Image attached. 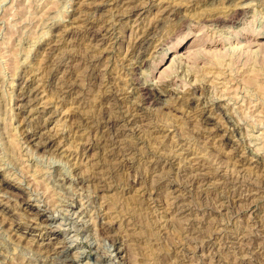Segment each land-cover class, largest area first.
Returning <instances> with one entry per match:
<instances>
[{
	"label": "rangeland",
	"instance_id": "obj_1",
	"mask_svg": "<svg viewBox=\"0 0 264 264\" xmlns=\"http://www.w3.org/2000/svg\"><path fill=\"white\" fill-rule=\"evenodd\" d=\"M133 2L137 8L160 2L189 18L181 32L169 36L177 18L158 16V28L151 34L160 38L161 33L166 39L155 42L138 71L141 82L161 81L166 90L159 83L154 87L172 96L165 98L166 104L147 106L137 116L141 122L110 143L98 142L93 134L94 142L83 137L101 122L91 114L103 89H96L80 67L81 59L95 47L102 51V60L93 74L120 77V42L128 40L136 17L123 15L121 22L112 21L120 17L119 8L108 0H0V264H51L48 257L55 254L49 251L48 256L43 247L56 246L66 248L73 264H264V0H240L245 13L226 24L195 18L203 10L223 7L222 0ZM98 4L90 15L87 10ZM89 15L108 17L110 27L103 39L90 42L81 34H70ZM141 19L144 24L155 21L150 12ZM72 81L78 84L77 93L69 95L66 86ZM188 84L197 88L195 101L191 110L179 109L173 96ZM214 104L220 105L224 119L213 109L206 115L217 117L216 122L205 126L191 121L196 112ZM84 119L87 127L74 131L73 124ZM161 124L166 127L160 132ZM220 125L232 129L233 137L222 138V132L217 133ZM26 130L44 135L41 141L53 138L54 143L37 146L26 140ZM200 156L204 172H188L191 160ZM242 158H247L244 165ZM198 172H207L210 180L187 182L189 174ZM238 177L239 183H232ZM38 209L48 222L43 230L29 232L25 216L39 222L27 213Z\"/></svg>",
	"mask_w": 264,
	"mask_h": 264
},
{
	"label": "bare ground",
	"instance_id": "obj_2",
	"mask_svg": "<svg viewBox=\"0 0 264 264\" xmlns=\"http://www.w3.org/2000/svg\"><path fill=\"white\" fill-rule=\"evenodd\" d=\"M83 1V0H82ZM102 1V0H101ZM111 5H113L114 7H116L115 9H117V7L119 8V10L117 11L119 16L120 17H114V19L112 21H120L121 22V19L123 17V15H125V18L126 19H130L131 17H136L135 21H137V23H135L132 27H131V30H130V34H129V37H128V40L125 41V40H121V44H122V48L120 47L121 50H119V54L121 53V59L119 60L120 63H119V69L121 70V75L120 77L116 78L114 76H110V75H106L105 72H101L99 71L98 72H95L97 74H93V69L94 67L100 63V61L102 60V55H101V52L98 51L95 47H92L90 49L89 52L86 53V55H81L82 56V59H81V64H80V67H83V70H84V67H85V72L88 73L89 76V79L93 81V83H95L94 85L97 87H95L96 89H98V87L100 89H103L102 90V94L101 96H98L99 99L94 102L93 105V111L94 113L91 114L92 115H95L97 114L99 116V118H101V122L98 126H90V128L92 129L91 131H88L86 132V135H85V131L83 132V137L87 140H92L94 142V138L91 136L92 134L95 135L94 137L98 140V142L100 141V139L102 140H105V142H117L119 141L118 140V137L121 135L123 136L122 134H124L127 130H130L131 127L133 125H135V123L139 122L140 119L137 118V116L139 114L142 113V111L147 107V106H151V105H157V104H166V97H170L172 96L170 94V92L168 93V91H163L164 88V85L163 83L161 82H158V83H155L157 84L160 88L163 87V89H161L163 92H160L156 87H154L155 84L151 85L147 82H141L140 81V78L138 76V71L139 69L145 65V62H146V56L148 54V52L151 50V48H153L156 43L158 41V44L161 43L162 44V40L165 41L166 38L163 37V34L160 33V38H156L155 34H151L153 30H155L156 28H158V16L159 15H163V16H167L169 14H174V17H176V21L174 23V26H172V28L170 29V33H169V36L171 34H175L176 33H179V31L181 32V30L185 27V24L187 23L186 20L189 18H186L184 17L185 15H179V11H177V9L175 8H171V7H167V6H164L162 4H160V2L156 3V4H153V5H148V6H145V5H139V7L137 8L135 5V3L137 2H133L134 5H132V1H135V0H108ZM240 0H222V3L224 6L221 7V8H217V9H206L205 11L203 10V12H198L195 16V18H197L196 20L197 21H202V22H205V23H210V24H226V23H231V22H235L236 19H238V17L242 14L245 13V8L240 5L239 3ZM80 2V1H79ZM87 3V2H86ZM79 4V3H78ZM85 4V3H84ZM144 4V3H143ZM164 4V3H163ZM88 5V4H87ZM90 5V3H89ZM94 5V4H93ZM100 4L96 5V6H93L90 10H87V11H90V15L94 12L97 11L98 7H99ZM147 5V3H146ZM138 6V5H137ZM169 6V5H168ZM214 6V5H213ZM81 7V6H80ZM84 8H90L88 6L85 5ZM83 9V8H82ZM114 9V8H113ZM77 9L72 8V11L73 12H76ZM81 10V9H79ZM200 10V11H202ZM85 11V14H89V12ZM111 12V11H110ZM147 12H150L151 14H153V19H155L154 22H152V24H144L143 23V19H141L143 16H145V13ZM195 11L193 10V13ZM83 13V12H81ZM196 13V12H195ZM194 13V15H195ZM114 14H116V12H114ZM190 14V13H189ZM72 15V14H71ZM77 15V14H76ZM87 16L85 17L83 20H82V23L78 26L80 28H77V29H71L70 30V34H75V33H78V34H81L84 38L85 41H90L92 42V40H99V39H103V36L107 33L109 27H110V23H108V20L106 19H100L99 18H91V16ZM109 15V14H108ZM143 15V16H142ZM150 15V14H149ZM193 15V14H191ZM15 16V15H14ZM68 16V15H67ZM73 16V15H72ZM82 16V15H81ZM115 16V15H114ZM46 17V16H45ZM52 17V16H51ZM112 17V16H111ZM74 18V17H73ZM147 18V17H146ZM54 19V18H53ZM110 20V19H109ZM123 20V19H122ZM164 20V18H163ZM175 20V19H174ZM134 21V22H135ZM169 21V20H168ZM173 21V20H171ZM188 21V20H187ZM79 22V21H78ZM128 22V21H127ZM126 22V23H127ZM156 22V23H155ZM160 22V21H159ZM162 22V21H161ZM174 22V21H173ZM115 23V22H114ZM147 23V22H146ZM125 24V23H124ZM163 24V23H162ZM55 25V24H54ZM173 25V24H172ZM56 26V25H55ZM161 26V25H160ZM218 26V25H217ZM47 27V26H46ZM54 27V26H53ZM75 27V26H74ZM72 28V27H71ZM170 28V27H169ZM49 32V31H48ZM162 32V31H161ZM75 36V35H74ZM128 36V35H127ZM81 37V36H80ZM54 38V37H53ZM82 38V37H81ZM51 40V39H50ZM83 40V39H82ZM53 41V40H52ZM103 41V40H102ZM46 44L50 42H47L45 41ZM95 42V41H94ZM170 42V41H169ZM93 44V43H92ZM105 44V43H104ZM44 45V44H43ZM95 45V44H94ZM48 46V45H47ZM120 46V45H119ZM46 48V46H44ZM110 47V46H109ZM44 48V49H45ZM41 49V48H40ZM47 49H49L48 51L51 52L50 50H52V47L51 46H48ZM98 52H97V51ZM45 51V50H44ZM41 52V51H40ZM43 52V51H42ZM47 52V51H46ZM86 52V51H85ZM84 53V52H83ZM42 54V53H41ZM47 55V53H46ZM41 56V55H40ZM104 56V55H103ZM61 57V56H60ZM76 57V56H75ZM219 57V56H218ZM119 59V58H118ZM68 60V59H67ZM75 62V60H73ZM104 61V60H103ZM186 61V60H185ZM49 62V61H48ZM51 63V61H50ZM73 63V62H72ZM104 64V62H102ZM112 63V62H111ZM22 64V63H21ZM106 64V63H105ZM104 64V65H105ZM113 64V63H112ZM180 64V62L178 63ZM177 64V65H178ZM38 65V64H37ZM42 65V64H41ZM75 65V64H74ZM102 65V64H101ZM108 65V64H107ZM114 65V64H113ZM106 67V66H105ZM72 68V67H71ZM89 68V71H87V69ZM97 68V67H96ZM102 68V67H101ZM112 68V67H111ZM211 68V67H210ZM66 69V68H65ZM69 69V68H68ZM73 69H76V67H73ZM116 69V68H115ZM71 70V69H70ZM142 70V69H141ZM179 70V69H178ZM212 70V69H211ZM78 71V70H77ZM104 71V70H103ZM107 71V70H105ZM109 71V69H108ZM186 71V70H185ZM66 72V71H65ZM80 72H81V68H80ZM119 72V70H118ZM117 72V73H118ZM173 72V71H172ZM211 72V71H210ZM219 72V71H218ZM225 72V71H224ZM69 73V72H68ZM77 73V72H76ZM82 73V72H81ZM75 74V72H74ZM73 74V75H74ZM85 74V73H84ZM83 74V75H84ZM113 74V73H111ZM222 74V73H221ZM59 75V74H58ZM79 75V74H78ZM185 75V74H184ZM188 75V74H186ZM218 75V74H217ZM216 75V76H217ZM37 76V75H36ZM75 76V75H74ZM77 76V75H76ZM182 76V75H181ZM229 76V75H228ZM32 77V76H31ZM87 77V76H86ZM28 78V77H27ZM196 78V77H195ZM230 78V77H229ZM186 79V78H184ZM203 79V78H202ZM74 80V78H73ZM78 80V79H77ZM88 80V78H87ZM89 80V82L91 83L90 85H93V83ZM195 80V79H194ZM31 81V79H30ZM85 81V80H84ZM212 82V81H211ZM210 82V83H211ZM29 82L26 80L23 82V85L24 87L26 88L29 84ZM226 83V82H224ZM223 83V84H224ZM22 84V83H21ZM169 84V83H168ZM88 85V84H86ZM189 85V84H188ZM84 86V85H83ZM22 87V86H21ZM67 92L69 95H71L72 93H74L75 89L78 88V84L75 82V81H72L70 82L67 86ZM81 87V86H80ZM90 88V86H89ZM91 88H93L91 86ZM159 88V89H160ZM27 90L25 92H23V97H24V101H26L25 104H27L29 101V99H27V97L29 96L28 93V89L29 88H26ZM32 88H30L31 90ZM65 89V88H64ZM94 89V90H96ZM200 89V88H199ZM228 89V88H227ZM34 90V89H32ZM86 90V89H84ZM82 92V94H84V91ZM88 90V89H87ZM93 90V89H92ZM166 90V89H165ZM197 88L194 87L193 85H189V87H187L185 90L183 91H180L179 93H177L176 95L173 96L174 98V104L175 106L177 105V108L181 109L183 107H186L189 108V106L195 101L193 100L194 97L192 96V94H194L196 92ZM23 91V89L21 90ZM20 91V92H21ZM100 91V90H99ZM98 91V92H99ZM81 92V90H80ZM89 92V91H88ZM87 92V93H88ZM96 92V91H95ZM205 92V91H204ZM221 92V90H220ZM33 93V92H32ZM77 93V92H75ZM74 93V94H75ZM39 94V93H38ZM93 94V93H92ZM21 95V96H22ZM97 95V94H96ZM201 95V94H200ZM225 95V94H224ZM34 96H35V93H34ZM73 96V95H72ZM77 96V95H76ZM94 96V94H93ZM36 97V96H35ZM35 97H33V101L35 99ZM82 97V95H81ZM80 97V98H81ZM32 98V97H31ZM220 98V97H219ZM78 99V98H77ZM76 99V100H77ZM31 100V99H30ZM73 100V99H72ZM257 100V99H256ZM23 101V102H24ZM73 102V101H72ZM78 102V101H77ZM106 102V103H105ZM20 103V102H19ZM31 103V102H30ZM261 103V102H260ZM21 104V103H20ZM211 104V103H210ZM72 105V104H71ZM197 105V104H196ZM20 106V105H18ZM23 106V104L21 105ZM26 106V105H25ZM28 106V105H27ZM159 106V105H158ZM174 106V107H175ZM193 106V105H192ZM220 105L218 104H214L212 108H203L202 110H200V112L198 111V113L196 112V115H192V119L191 121H196L198 124L199 123H202V124H207L209 123L210 121H215L216 122V119L217 117L215 118L214 116H208L206 115V112L210 113L211 110L213 109H216L217 110V114H219V116L223 115L222 113V110L221 108L219 107ZM261 106V105H259ZM30 107V106H29ZM33 107V106H32ZM90 107V106H89ZM172 107V106H171ZM19 108V107H18ZM22 108V107H20ZM252 108V107H251ZM64 109V108H63ZM170 109V108H169ZM174 109V108H173ZM190 109V108H189ZM257 109V108H256ZM21 110V109H20ZM26 110V108L24 109ZM23 110V111H24ZM191 110V109H190ZM232 110V109H231ZM229 110V111H231ZM193 111V110H192ZM227 111V110H226ZM89 112V111H88ZM180 112V111H179ZM259 113V112H258ZM230 114V113H229ZM75 115V114H74ZM88 115V114H87ZM167 115V114H166ZM185 115V114H184ZM231 115V114H230ZM59 116V115H58ZM72 116V115H71ZM79 116V115H78ZM82 116V115H81ZM90 116V115H89ZM224 116V115H223ZM222 116V117H223ZM87 117V116H86ZM85 117V118H86ZM94 117V116H93ZM92 117V118H93ZM174 117V116H173ZM75 118V117H74ZM77 118V116H76ZM98 118V117H97ZM171 118V117H170ZM188 118V117H187ZM228 118V117H227ZM78 119V118H77ZM75 119V121L77 120ZM87 119V118H86ZM94 119V118H93ZM224 119V117H223ZM238 119V118H237ZM47 120V119H46ZM100 120V119H99ZM98 120V121H99ZM183 120V119H182ZM186 120V119H185ZM221 120V119H220ZM72 121V120H71ZM94 121V120H93ZM161 121V120H160ZM78 122V121H77ZM141 122V121H140ZM139 122V123H140ZM143 122V121H142ZM159 122V121H158ZM165 122V121H164ZM180 122V121H178ZM185 122V121H184ZM86 123L87 121L84 119V120H81V122L79 124H76L75 123L73 124L72 128L75 129L74 131H77L79 129H84L86 126ZM163 123V122H162ZM168 124V122H166ZM171 123V122H170ZM175 123V122H174ZM188 123V122H186ZM194 123V122H193ZM192 123V124H193ZM219 123V122H218ZM224 123L225 124H229L230 125V121L228 119H225L224 120ZM24 124V123H23ZM28 124V123H27ZM138 124V123H137ZM152 124V123H151ZM183 124V123H182ZM190 124V125H192ZM196 124V123H194ZM241 124V123H240ZM26 125V124H25ZM88 125H92V124H88ZM120 125L123 127L125 126L126 129H120ZM162 125V124H161ZM189 125V126H190ZM23 126V125H22ZM39 126V125H38ZM81 126V127H80ZM201 126V125H200ZM203 126V125H202ZM206 126V125H205ZM239 126V125H238ZM26 127V126H25ZM163 127H166V125H162L160 127V132L161 131H164V129H162ZM182 127V126H181ZM187 127V126H186ZM246 127V126H245ZM188 128V127H187ZM193 128V127H192ZM24 129V128H23ZM103 129V130H102ZM169 129V128H168ZM202 129V127H201ZM235 129V128H234ZM22 130V129H21ZM36 130V129H35ZM38 130V129H37ZM36 130V131H37ZM27 131V130H26ZM158 131V130H157ZM184 131V130H183ZM187 131V129L185 130ZM211 131V130H210ZM221 131L222 134H221V137L223 138L224 136H231L233 137V130L230 129L229 127H226V125H220L218 126V129H217V133ZM79 132V131H78ZM77 132V133H78ZM173 132V131H172ZM182 132V131H181ZM189 132V131H188ZM193 132V131H192ZM201 132V131H200ZM220 132V133H221ZM76 133V132H75ZM163 133V132H162ZM186 133V132H184ZM208 133V132H207ZM25 134V137H26V140L27 141H34L35 143L34 144H37L38 145H43L44 147L48 146V145H51L54 143V139H44L43 141H41L43 138L44 135H41L40 133L39 134H36L35 132L34 133H28L27 132H24ZM241 134V133H240ZM49 135V134H48ZM73 135V134H72ZM71 135V136H72ZM97 135V136H96ZM193 135V134H191ZM217 135V134H216ZM24 136V135H22ZM46 136V134H45ZM194 136V135H193ZM199 136V135H198ZM47 137H51L50 135L47 136ZM217 137V136H216ZM73 138V137H72ZM183 138V137H182ZM200 138V137H199ZM198 138V139H199ZM206 138V137H205ZM219 138V137H218ZM21 139V138H20ZM78 139V138H77ZM120 139V138H119ZM156 139V138H155ZM188 139V138H186ZM194 139V138H193ZM197 139V140H198ZM180 140H183V139H180ZM179 140V141H180ZM185 140V139H184ZM183 140V141H184ZM25 141V140H24ZM86 141V140H85ZM158 141V140H157ZM156 141V142H157ZM169 141V140H168ZM189 140H187L188 142ZM161 142V141H160ZM193 142V141H192ZM197 142V141H196ZM204 142V141H203ZM224 142V141H223ZM25 143V142H24ZM102 143V142H101ZM169 143V142H168ZM185 143V142H184ZM202 143V142H201ZM200 143V144H201ZM94 144V143H93ZM198 144V143H196ZM220 144V143H219ZM223 144V143H222ZM102 145V144H100ZM104 145H106L104 143ZM113 145H116V144H113ZM194 145V144H193ZM199 145V144H198ZM204 145V144H203ZM244 145V144H243ZM126 146V145H125ZM53 147V146H52ZM165 147V146H164ZM174 147H175V144H174ZM173 147V148H174ZM202 147V145H201ZM172 148V149H173ZM206 148V147H205ZM135 149V148H134ZM233 149V148H232ZM103 150V149H102ZM175 150V149H174ZM190 150V149H189ZM202 150V149H201ZM169 151V150H168ZM167 151V152H168ZM138 152V151H137ZM74 153V152H73ZM117 153V151H116ZM174 153V152H173ZM187 153V152H186ZM185 153L184 155V158H186L185 156H187ZM192 153V152H191ZM77 154V153H76ZM112 154V153H111ZM114 154V153H113ZM112 154V155H113ZM157 154V153H156ZM196 154V153H194ZM193 154V155H194ZM248 154V153H246ZM251 154V153H250ZM115 155V154H114ZM173 155V154H171ZM176 156V154H174ZM166 156V155H165ZM169 157V155H167ZM196 156H199L196 154ZM160 157V156H158ZM202 156H200V158H195L191 160V164L189 167H187L188 169V172H191V171H194V170H198V171H203L204 170V167H205V163L203 161H199V159H202L201 158ZM246 157V156H245ZM251 157V156H250ZM152 158V157H151ZM170 158V157H169ZM168 158V159H169ZM183 158V159H184ZM227 158V157H226ZM253 158V156H252ZM249 159L248 157V160H253V159ZM159 159V158H158ZM157 159V160H158ZM167 159V160H168ZM175 159V158H174ZM181 159V157H180ZM204 159V158H203ZM247 158H242V159H239V161L241 162L240 164L244 165V160H246ZM164 160V159H163ZM170 160V159H169ZM208 161V159H205ZM204 160V161H205ZM223 160V159H222ZM162 161V160H161ZM172 161V160H171ZM174 161V160H173ZM235 161H236V158H235ZM253 161H256V160H253ZM134 162V161H133ZM157 162V161H156ZM159 162V161H158ZM190 162V161H189ZM238 162V161H237ZM132 163V162H131ZM165 163V162H163ZM219 163V162H218ZM233 163V161H232ZM230 163V164H232ZM118 164V163H117ZM156 164V163H155ZM207 164V162H206ZM210 164V163H209ZM235 164V163H233ZM248 164V163H247ZM256 164V162H255ZM158 165V164H156ZM155 165V166H156ZM161 166L160 167H163V164H160ZM171 165V164H170ZM218 165V164H217ZM258 165V164H257ZM264 165V164H262ZM149 166V165H148ZM207 166V165H206ZM211 166V165H210ZM222 166V165H221ZM235 166V165H234ZM246 166V165H245ZM151 167V166H150ZM170 167V166H169ZM241 170H243L241 168V166H239ZM243 167V166H242ZM52 168V167H51ZM154 168V167H153ZM182 168V167H181ZM206 168V167H205ZM156 168H154L155 170ZM185 169V168H183ZM209 169V168H208ZM220 169V168H219ZM239 169V168H238ZM162 170V169H161ZM165 170V169H164ZM207 170V169H206ZM222 170V169H221ZM245 170V169H244ZM98 171V170H97ZM153 172V170H151ZM214 172V169L212 170ZM215 171L218 173L219 170H216ZM223 171V170H222ZM236 171V170H235ZM248 171V170H247ZM256 171V170H255ZM42 172V171H41ZM59 172V171H58ZM110 172V171H109ZM175 172V171H174ZM204 172V171H203ZM199 173L198 175L197 174H193V175H190L189 176L191 178H188L189 180H187V182H189L190 184H194V183H197V184H200L202 182H208L210 180V176L209 175H204L205 173ZM210 172V170H209ZM225 172V171H224ZM238 172V171H237ZM242 172V171H241ZM245 172V171H244ZM91 173V172H90ZM163 173V172H162ZM181 173V172H180ZM211 173V172H210ZM220 173V172H219ZM228 173V172H227ZM226 173V174H227ZM260 173V172H259ZM47 174V173H46ZM51 174V173H50ZM118 174V173H117ZM66 175V174H65ZM78 175V174H77ZM106 175V174H105ZM104 175V176H105ZM162 175V174H161ZM212 175V173H211ZM221 175V174H220ZM223 175V174H222ZM183 176V175H182ZM218 176V175H217ZM242 176V175H241ZM261 176V175H260ZM62 177V176H61ZM72 177V176H71ZM82 177V176H81ZM161 177V176H160ZM186 177V176H185ZM250 177V176H249ZM255 177V176H254ZM262 177V176H261ZM153 178V177H152ZM223 178V177H221ZM226 178V177H225ZM235 178H236V175H235ZM48 179V178H47ZM218 179H219V176H218ZM230 179V178H229ZM264 179V178H263ZM57 180V179H56ZM85 180V179H84ZM126 180V179H125ZM225 180V179H224ZM66 181V180H65ZM73 181V180H72ZM219 181V180H218ZM231 181V180H230ZM240 179L238 177V179H236L235 181H233L232 183L236 184V183H239ZM264 181V180H263ZM71 182V181H70ZM103 182V181H102ZM186 182V183H187ZM224 182V181H223ZM254 182V181H253ZM92 183V182H91ZM188 183V184H189ZM264 183V182H263ZM84 184V183H83ZM89 184V183H88ZM111 184V183H110ZM214 184V183H213ZM225 184V183H224ZM253 184V183H252ZM53 185V184H52ZM80 185V184H79ZM225 186V185H224ZM103 187V186H102ZM201 187V186H200ZM3 188V187H1ZM91 188V187H90ZM188 188V187H187ZM214 188V187H213ZM215 188H218L215 186ZM169 189V188H168ZM206 189V188H205ZM77 191V190H76ZM157 191V190H156ZM223 191V190H222ZM245 191V190H244ZM254 191V190H253ZM7 192V191H6ZM199 192V191H198ZM188 193V192H187ZM251 193V192H250ZM233 194V193H232ZM260 194V193H259ZM71 195V194H70ZM211 195V194H210ZM66 196V195H65ZM64 196V197H65ZM143 197V196H142ZM255 197V196H254ZM260 197V196H259ZM232 198H234V194L232 196ZM238 199V198H237ZM236 199V201H237ZM145 200V199H144ZM146 201V200H145ZM245 201V200H244ZM217 202V201H216ZM91 203V202H90ZM27 204V203H26ZM150 204V203H149ZM238 206V205H237ZM27 209V208H26ZM31 209V208H30ZM35 210V209H34ZM45 210V209H44ZM72 210V209H71ZM204 211V210H203ZM43 212V211H42ZM42 212H41V209H38L36 211H32L30 210L28 213L29 214H33L35 216H37V219H39L40 221L39 222H36L34 220V218L36 217H30V216H25L27 217V221L28 223L24 226V228L31 232V231H34L35 229H41L43 230L44 228V223L48 222L46 219H44L42 215ZM97 214V213H96ZM263 215V214H262ZM250 216V214H249ZM76 218V217H75ZM181 218V217H180ZM45 220V221H44ZM96 220V219H95ZM101 220V219H100ZM26 221V220H24ZM103 222V221H102ZM264 222V221H263ZM84 223V221H83ZM21 224V223H20ZM19 224V225H20ZM105 224V223H104ZM18 225V224H17ZM23 225V224H22ZM263 225V224H262ZM10 226V225H9ZM21 226V225H20ZM101 226V225H100ZM165 226V225H164ZM103 227H105L103 225ZM13 228V227H12ZM107 228V227H106ZM105 228V229H106ZM196 228V227H195ZM49 229V228H48ZM108 229V228H107ZM216 229V228H215ZM263 229V227H262ZM257 230V229H256ZM104 231V230H103ZM202 231V230H201ZM110 232V231H109ZM178 232V231H177ZM104 233V232H103ZM108 233V232H107ZM197 233V232H196ZM212 233V232H211ZM210 234V233H209ZM107 235V234H106ZM121 235V234H120ZM189 235V234H188ZM23 236V235H22ZM251 236V235H250ZM249 236V237H250ZM116 237V236H115ZM123 237V236H122ZM263 237V236H262ZM238 238V237H237ZM264 238V237H263ZM115 240L114 238H111V240ZM223 239V238H222ZM118 240V239H117ZM186 240V239H185ZM116 241V240H115ZM191 241V240H190ZM186 242V241H185ZM236 242V241H235ZM238 242V241H237ZM242 242V241H241ZM124 243V242H123ZM215 243V242H214ZM249 243V242H248ZM247 243V244H248ZM35 245V244H34ZM59 245V244H58ZM121 245V244H120ZM219 245V244H218ZM257 245V244H256ZM44 248V252L47 254L49 253V251L53 254H55L54 256L55 257H50L49 254H47L49 257V260L50 261H53L51 264H73L74 263V260L73 258L69 257L67 255V250L64 246H56V247H51V248H46V247H43ZM219 249V248H218ZM234 249V248H233ZM242 250V249H241ZM240 250V251H241ZM188 251V250H187ZM39 252V251H38ZM176 252V251H175ZM198 253V252H197ZM196 253V254H197ZM263 253V252H262ZM247 254V253H246ZM44 255V254H43ZM46 255V256H47ZM52 255V254H51ZM121 255V254H120ZM45 258V256H42ZM251 257V256H250ZM54 258H58V262L57 261H54ZM166 261V260H165ZM227 261V260H226ZM233 261V260H232ZM27 262V261H26ZM25 262V263H26ZM46 262V261H45ZM49 262V261H48ZM184 263V262H183ZM186 263V262H185ZM234 263V262H233ZM249 263V262H248ZM11 264V263H10Z\"/></svg>",
	"mask_w": 264,
	"mask_h": 264
}]
</instances>
